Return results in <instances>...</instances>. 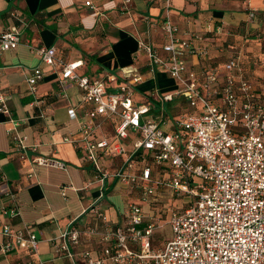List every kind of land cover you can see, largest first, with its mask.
Returning a JSON list of instances; mask_svg holds the SVG:
<instances>
[{
	"label": "built area",
	"instance_id": "built-area-1",
	"mask_svg": "<svg viewBox=\"0 0 264 264\" xmlns=\"http://www.w3.org/2000/svg\"><path fill=\"white\" fill-rule=\"evenodd\" d=\"M130 1L123 0L125 8ZM162 1L168 11L171 0ZM248 18L262 27L245 26L231 53L218 61L224 50L218 37L232 34L230 29L208 17L200 34L180 33L166 14L160 51L143 41L138 49L151 76L161 69L176 82L170 92L139 91L144 78L137 66L92 78L77 71L80 60L64 62L54 46L37 49L54 71L55 96L69 100L68 118L81 119L74 145L95 167L100 186L115 182L139 198L127 201L118 224L111 225L99 207L93 212L102 228L94 224L79 230L71 223L54 244L59 254L72 257L85 235L103 243L97 257L81 253L85 264H264V0ZM19 42L15 24L0 32V51ZM254 46L259 47L256 55ZM42 78V70L33 68L27 77L32 94ZM71 86L79 92L77 105L68 93ZM0 111L10 115L1 94ZM25 138L16 135L18 150L26 148ZM102 157L112 159L113 166L101 164ZM34 161L66 167L52 158ZM159 203L171 236L155 249L152 235L162 224L146 216L143 206ZM0 231L3 252H37L39 238L32 229L2 224Z\"/></svg>",
	"mask_w": 264,
	"mask_h": 264
},
{
	"label": "crops",
	"instance_id": "crops-1",
	"mask_svg": "<svg viewBox=\"0 0 264 264\" xmlns=\"http://www.w3.org/2000/svg\"><path fill=\"white\" fill-rule=\"evenodd\" d=\"M262 1L171 0L167 11L162 0H131L126 8L123 0H0V32L11 24L20 31L18 46L0 51V94L6 96L10 110V115L0 111V225L28 227L39 238L37 252H3L5 237L0 231V264H85L81 256L84 250L93 257L101 254L103 243L98 236L82 235L81 243L69 257L56 250L60 234L71 223L79 230L94 224L102 228L94 207L104 212L111 225L118 224L127 201H139L136 192L129 195L121 184L108 181L105 187L100 186L95 167L74 145L81 119L68 118L69 100L55 96L54 71L41 61L37 49L54 46L64 62L80 60L82 65L77 71L92 78L106 72L119 75L122 68L137 66L144 78L137 85L139 91L158 88L170 92L176 82L161 69L151 76L146 70V58L138 49L139 41H143L151 42L160 51L165 41L161 26L166 14L180 33L200 34L208 17L222 22L226 29L246 26L252 30L262 27V23L249 20L248 12L260 9ZM239 34L221 37L226 44L216 60L222 61L231 53L243 36ZM250 49L258 54V46ZM35 67L42 70L43 78L34 95L29 91L27 77ZM68 93L77 105L78 89L71 86ZM38 98L43 102L36 104L34 100ZM76 112L80 114V107ZM18 134L26 137L24 150L17 149ZM37 157L57 159L66 167L39 165L34 161ZM100 163L113 166V160L107 157H102ZM12 207L16 209L14 214L9 213ZM143 207L146 216L153 215L157 223L167 224L165 215L159 213L162 203ZM154 240L152 235V247L159 249L153 246Z\"/></svg>",
	"mask_w": 264,
	"mask_h": 264
},
{
	"label": "rangeland",
	"instance_id": "rangeland-1",
	"mask_svg": "<svg viewBox=\"0 0 264 264\" xmlns=\"http://www.w3.org/2000/svg\"><path fill=\"white\" fill-rule=\"evenodd\" d=\"M244 28V27H243ZM242 26H240L239 28H231L230 29V35H233V32H238L240 33L239 35H243L245 29H243ZM223 35H220L218 37V39H221ZM222 58V57H221ZM139 202V201H137ZM168 215L163 217L164 219H167ZM171 236V230L169 228V226L167 224H162L161 226L157 227V229L155 230L154 234H153V240L154 239H157L154 240L153 242V246H155L156 248H160L162 246V243L165 241V239L169 238Z\"/></svg>",
	"mask_w": 264,
	"mask_h": 264
},
{
	"label": "trees",
	"instance_id": "trees-1",
	"mask_svg": "<svg viewBox=\"0 0 264 264\" xmlns=\"http://www.w3.org/2000/svg\"><path fill=\"white\" fill-rule=\"evenodd\" d=\"M223 44H226V41H224Z\"/></svg>",
	"mask_w": 264,
	"mask_h": 264
}]
</instances>
